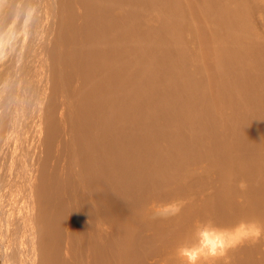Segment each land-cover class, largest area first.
<instances>
[{
	"label": "bare ground",
	"instance_id": "6f19581e",
	"mask_svg": "<svg viewBox=\"0 0 264 264\" xmlns=\"http://www.w3.org/2000/svg\"><path fill=\"white\" fill-rule=\"evenodd\" d=\"M46 1H45L46 8H45L44 0H39L37 5H35V3L32 0H30L33 9L21 15V19L24 18L21 23L23 29H21V26L14 28L12 27V23H11L6 25V27H4L2 30L3 32L8 30V34H6L8 40H10L12 35L19 33L18 35L22 36V46L20 47L21 48L20 55L13 62L14 65L12 64L13 69L17 70L19 68V70L17 71L18 76L16 75V71L12 70V72L15 71L14 74L15 76H17V78H15L17 79L16 81L18 82L17 88L16 87L12 88V84L8 85L11 86V88H8L7 84H10L8 83V81L12 80L13 78V77L11 78L10 76L9 77L7 76L3 80L2 87L0 88V110H2L1 108H6V110H8L9 106L10 108L11 106L13 108L14 106L17 105V112H14V116H13V113L11 111L9 113V117H7L9 118V120L6 123L4 122L6 121L5 120L6 118L4 119L0 114L1 115L0 125L1 127L3 126L2 129L6 130V133L7 131H9V134L7 133L8 137L1 136L2 139L5 141L4 144L7 146V148L10 147L9 144L10 139H12L14 135H16L15 139L17 138V140L14 141L15 147L13 146L14 152H16L13 153L17 155L15 156L13 153H12L13 155H11V152H8L10 153L9 154L10 157L11 158L14 157V159L16 160L14 161L15 164L14 163L12 164L13 161L10 162V160L12 159H10L9 157H7V160L9 158L10 160L8 162L10 163L6 162V164H4V161H0V167L2 169L0 175L3 172H5V170L8 171L11 170L10 171L12 172L11 180H15L14 181L15 186L13 187H15V191H16V192L11 191L12 187L10 185L13 182L8 186L5 184L6 182H3L2 178L0 177V183H1L0 197L9 196L7 194L8 193L7 191H9L10 189V194L13 193L14 195L13 196L11 194L12 201L15 198L13 202H16L14 207L11 206L10 208L9 206L8 208L3 202H1L0 199V212H1L0 237L4 241H7L13 236V238H15L17 242H21L18 248L16 247L15 248L18 251L22 252V254L26 257L27 256L30 257L32 255L33 257L32 259L37 261L39 259L37 258L38 256L37 248L42 246L40 245V243L42 244L46 243L48 241V238H52L51 237L52 235L50 236L48 231L51 230L49 226L50 223H53L54 220V218L52 217L53 212L51 211L52 209H54V207L51 205V201L48 200V193H47V189L51 186V184L48 181H46L45 184L44 182L43 184H40V181H43L41 180L42 170L40 169L39 172V170L37 169L38 163L41 161L42 158L41 156L40 160L38 161L39 159L38 157L41 155L40 150H41V142H42V131H43L42 128L44 126V119H45L43 115L44 99H42L43 95L39 94V91L41 89H38L35 86V88L32 90L30 85L27 84V82H31L30 79L33 80L35 79L38 70L41 72V70L43 69L42 72L44 71V67L46 65L45 66L43 65L45 63L43 62V60H47L46 48L48 46H46V42L49 43V41L45 40L46 38H43L42 34L46 30L48 31V36H49V34L51 35V32L55 28V26H53L54 19L52 17L53 0H46ZM82 1L87 12V8L90 0H82ZM92 1H93V12L95 11L96 16L99 17L95 23L96 31L93 28L95 22L94 17L92 19V32L94 34L95 41L91 42L88 37L85 45L86 56H84L85 57L84 61L86 60V64L82 62L83 72L85 74L84 83H87L88 85L87 91L89 92V94L90 93L94 94L95 100H97L96 98H98L102 102H107L105 99V95L107 92V90H105V85L108 83L107 77L110 75L111 69L117 68V70H119L117 75L118 74L121 75V80L118 79L119 77L117 75H116L117 76L116 80L118 79L119 83L121 81L122 84L120 83L119 85H117L119 89L115 88L114 90L116 92L117 89L118 90L125 89L123 91H125V94L127 93V95H130L132 100H128L127 99L128 97H126L127 100H125L123 96L125 97L126 95H123V93L122 95L120 94L121 98L125 100L123 101V103L125 102V106H127L126 108L128 109L123 108L124 104L122 103V99L119 98L120 97L119 96L117 98L121 99L120 102L121 105L123 104L122 105L123 109H119L118 106H113L109 104L106 106V104H102V109L105 110L104 114H106L107 119L105 120V118H102L104 120H99L98 122H94L91 123L90 125H85L82 127L84 133L87 136L90 137L92 136L97 139L96 143H98V135H97L98 132L100 133V137L104 134V139H105V141H103L102 143L99 142L98 144H92L91 146H88L86 143V139L83 138L79 144L78 150H80L82 155L86 157V159L88 160L87 161L88 165L90 167L92 166L91 167L92 170L90 172L92 173L93 171L99 150L101 151L102 155L105 151L114 153L113 162H111V160L109 159L106 160L109 157V152H108V157H104L103 165L107 166L104 172V174H106V177L110 176L111 173L110 169H114L116 171L115 169L116 166L121 162L120 160L122 158L125 157V159H127L126 156L128 155V153L130 155H129V159L127 160H129L130 162L133 160L137 161V165L135 167L137 172H138L137 166L140 167L138 161L141 160L142 158L157 157V153L161 152L166 156L168 155L167 160L168 157L170 156V161H171L173 158L175 157L180 158L183 154H185L186 155L185 159H188V161L189 159L191 160L189 162L185 161L184 163L182 161V157L180 158L181 160L178 158L179 161L177 160L174 163L176 165L173 166L170 170L168 169L171 177L174 176L179 169H183L184 168L183 166L186 165L190 166L188 165V163L192 164L202 161L205 162L209 160L211 163L209 164L211 165L209 168L211 167L214 168V164L216 165L215 170L219 172L213 171V174L210 173L211 175H208L206 169L205 170L203 169V171L199 170V172H197V170L195 169H192V171L189 172L187 171L188 173L185 172L186 174L183 175V177L186 176V178L183 179V185L186 188V189L184 188L186 193L185 195L186 199L184 198L185 200H182L181 204L187 201H191L192 203V199L195 198L194 195H196L197 198L193 202V204L185 207L183 206V209L179 213L178 220L177 217L174 216L175 219L171 223L166 224L165 221L162 223L163 225L168 226L167 230H165L166 233L162 229V226L152 227V230L155 233V234L153 233L154 237L157 235L158 238L156 239L157 242H162V244L160 245L161 246L160 249L164 248L162 252H164V250H169L171 247H175L177 249V246H180L185 243H191L194 240L193 231L195 226L203 222L214 223L215 225L221 228H232L242 220L257 221L258 223L263 225L264 224V138L263 141H258V139L259 140L262 139V136L261 138L259 136L258 139H256V137L254 136V133H257L258 129L259 130L263 129L262 125L261 128H258L254 122L260 123L261 122V120L259 119L260 115H262V118L264 117V54L254 55L255 69L252 73L249 72L248 70L253 69L251 54L255 52V50L258 47L256 42L257 43L259 42L260 45H264V32L261 33L260 31L256 30V28L253 27L257 23H255L256 21L255 19L254 20L252 19V10L249 8V2L247 0H185L182 6L180 7V9L177 7L179 11H175L174 9L175 0H167L168 3L164 2L163 0H92ZM180 1H181L180 3L183 2V0ZM152 2H154L153 6H152ZM251 3L254 4L252 5V7L253 8L255 7L253 11H256L257 7L259 6H262L264 8V0H251ZM176 4L179 5V3L177 2ZM183 7H186V9H183ZM114 11L116 12L114 13ZM186 13L187 15L188 14L191 15V20H193L192 23L195 22V24L197 25L196 26L197 32L195 31L196 32L195 44L197 47L195 48H199V50L194 49V51H197L199 53V54L196 53L197 55H201V57L198 56L199 64L197 63L198 64L197 66L195 65L196 63L195 64L191 63L190 65H186L187 66L186 68L182 67L174 75H173L174 71L172 72L169 71L168 67L166 66L165 67L166 73L161 76V78H163L164 80H162L163 82H161L160 84V86L163 87L164 91L165 89L168 88L165 92L166 94L164 96L162 95L163 97L162 99L155 100L156 105L153 108V111L151 109V112L147 113L148 110L147 111L145 110L146 103L144 104L145 106L142 105L143 104L142 102H146V101L140 102L139 97L140 95L142 97V92L140 91L139 93L138 89L134 88L135 86H137V83H135L136 84L135 85L134 82L136 80L138 81L140 76L142 77L143 74H146L148 82L146 83L145 88L147 89L150 88L151 86L154 87V84L152 82L154 77L153 73H155L154 66H158L159 68L161 66L166 65L165 64L166 61L164 59L166 58L167 60L168 58L166 48L162 47L164 45L166 46V44L163 43L164 45H162L159 42L161 41L160 36L161 34L164 35L163 32L166 33L165 31L169 32L170 35L166 33L167 36L169 37H167L165 34L164 36L166 38L164 37L163 38L165 39V41L168 38V40H171V42L173 43L174 42L173 39H175L174 33H176L178 35L177 39H180V43H182V45H179L178 43L179 40L176 42V39L174 44L175 46L177 44L179 45V47L180 46L183 47V45L186 42L183 40H186V37L183 36L185 33H183V31L179 29H181L182 22L184 21L185 17H187ZM182 14L185 16L182 17ZM46 15L49 17V19L47 18ZM260 16L264 21V14ZM139 21H141L142 24L144 25L142 27V24H140L141 25V27L139 26L140 28H143L148 33L154 35L153 40L151 41L148 40V38H151L150 37L151 35L148 34L144 36V39L146 37L144 42L141 37L143 31L142 30L140 32L135 31L136 29L135 24L139 23ZM155 21L158 22L156 24V28L153 27ZM175 21L178 23L180 28L177 27V23ZM207 22H209V24L210 22L211 23L213 22L216 25L209 27ZM192 23L190 27L192 26ZM29 24H31V26ZM173 24L175 26H173ZM195 24L192 26L193 28H195L194 27ZM217 24H219L220 26ZM261 24L264 25V22ZM145 27H147V29H145ZM157 34L158 35L160 34L158 39H157ZM259 34L261 35V37ZM34 36L38 37L40 52L35 51L36 47L35 49L33 48L36 43L38 44V41H36L35 43L34 40L32 39ZM4 44L5 46L7 45L6 43ZM151 44H153L154 47L155 46L158 47L160 49L158 50L161 51V54L158 55L156 52H154L153 49H151L152 48ZM167 45H169V41ZM187 45L185 44L184 46ZM169 47L168 48L170 50L173 49L171 45ZM260 48L261 47H259V49ZM10 49L11 47H9V50ZM56 50L58 51V49ZM44 51H45V55L43 54ZM191 51L192 54H194L193 49ZM92 52L101 55V57L103 54V58H101L102 63L92 64L93 62L92 63L90 62L91 65L88 63L89 60L92 61V59L89 57V55ZM70 55L71 52L68 53L69 58L68 57L64 58L67 63H68L67 59H69L70 60L69 62L71 63L72 58H70ZM178 59L182 60L180 56L178 57ZM172 60L175 59L172 58ZM195 61H197V59ZM95 64H97V66L103 64L104 67L109 66V68H107L106 71H104L103 69L104 72L101 73V71L100 72L95 71L98 70V67H96ZM170 64H174V63L172 62ZM42 65L44 67H41ZM93 70L95 72H99V79L98 77L97 80L96 79L93 80L90 78V73ZM127 72H128L127 78L132 81V85L131 84L126 85V83L124 82L126 80L124 73ZM40 74L43 76L42 73ZM37 78L40 79L41 76L40 78L39 77ZM129 80L128 82L130 83L131 81ZM42 82L41 85L38 84L39 87L42 86ZM248 83L252 84L253 86L252 87L249 86ZM14 84L17 83L15 82ZM24 84H27V86L25 87ZM177 85L178 87L181 86L182 88L178 89ZM139 86L140 84L136 88H139V90L141 89L143 90V88ZM45 89L44 91H46ZM131 89L132 90L134 89V92H132ZM127 90H130V92ZM26 92L27 94L29 93L30 94L29 97L24 98ZM115 92L114 95H116ZM135 92L139 93L138 97H137L138 94ZM40 93H42V91H40ZM34 94L37 97H35ZM135 95L137 98L135 97ZM143 95L146 96L145 94ZM175 95L181 98L190 99L189 103L185 104L181 109L175 107L174 109L175 112L179 113L178 115H176V118L174 116L166 115L165 112L163 113V111H165L163 107L166 103L168 104V102H170L173 104L178 102V99L175 97ZM33 97H34V101H33ZM112 103L115 104L116 102L114 103L112 101ZM88 105H89V101H88ZM138 105L139 107H141V109H143L144 107V110L146 112L144 110L143 112H145V115L150 114L148 115L149 117L147 118L149 119L150 122V126L148 125L149 127L139 128L138 125L135 126L137 123L133 124L131 122H128L129 120L131 119L134 120L135 118L136 120H138L139 117L137 118L136 116H132L133 114H135V111L138 112V110L139 111L141 110L140 108L137 110ZM1 112L4 113L5 111H0V113ZM28 113H30L29 116H27ZM136 115L139 116L140 114H136ZM161 116L170 117L172 123L174 124V128L172 129V132L168 128L166 129L165 123L162 126L164 133L169 132L170 134L169 137H166L167 140L170 141V145H168L169 142L167 141L168 146L163 145L164 140L162 141V139L159 136L160 134L159 118ZM257 116L260 122L258 121H253V123L249 122L251 120H254ZM115 119H117V121ZM33 120H34L33 124L30 125L29 123ZM139 120H142V115H141V119ZM142 121H138V124H140ZM105 122L107 125H105ZM96 123H100V124H96ZM246 124H248L249 127L252 128V131H250V129L248 130L249 127ZM224 127L226 131H224ZM246 129L251 133L247 132ZM223 132H225L224 135ZM258 132L260 133V131ZM30 133L33 135H30ZM70 133H71L70 134L71 138L68 134L69 138L68 140L66 138V140L69 141V139H71L72 141L75 142V134L72 132V130H70ZM261 133L263 134V132ZM251 135H252L251 139L254 136V142L258 141V144L261 142V146L259 147L260 149L254 148V147L257 148L259 146L258 144L255 143L256 146L254 147L253 144H251L252 143L251 141L253 140L250 139ZM26 142L31 144L32 146L31 149L29 148V144L25 146ZM207 143H208V147L206 146ZM145 144H147V146H144ZM242 144L243 146L244 145L245 146L242 147L241 149ZM75 146H77V144ZM158 146H160V148H158ZM68 147L70 148L71 144L70 146L68 145ZM76 148L74 151L72 150L73 152L68 149L70 152H72V154L69 155V157L72 159H75L79 153L78 151H77L78 153H76ZM1 149H0V157L1 154L3 155L4 153V150L2 153ZM71 149H74V144L71 147ZM131 150H133L132 153H130ZM155 150L158 151L156 154L153 155V152ZM5 153L4 154L8 156L7 151ZM194 153H197L198 157L195 156ZM74 154L76 155L75 158H74L75 156ZM188 155H190V157H187ZM2 159L5 158H0V160ZM58 159H61L59 155H58ZM109 161H110V166H109ZM5 165H8V168L5 167ZM59 165L60 164H58V166ZM141 165H143V162L141 163ZM149 165L150 163H147V167L146 166L143 167V169L144 168L146 169L144 170V172H141L142 176H144L143 174L145 173V175H149L152 177L154 175V172L159 170V164L158 165L152 164L150 167H148ZM60 167L61 168L56 166V168H59L61 170L64 168L63 165H60ZM56 168L53 171V175L55 176V179L58 178L56 176H59L58 175L59 169ZM166 168H168L167 165L162 170H165ZM140 169H142V167H140ZM140 169L139 171H141ZM117 172H118V168H117ZM122 172L129 173L130 168L126 167L124 171L122 170L120 171V174ZM202 173L203 174L206 173V176L208 175L209 178L206 177L205 174L203 175ZM62 174L64 173L62 172ZM198 174H200V176L202 175L205 176L204 178L206 179L211 178L212 180L209 182L208 181L203 182L201 179L196 177L198 176ZM80 175H82L81 171L78 170L75 171V174H73V179H75L76 176L80 178ZM194 175L196 178H198L197 179L198 182H196L198 184V188L195 189L197 187L196 186L194 188L195 190H193V186L191 188H188L191 179L195 178ZM7 176L10 177V175ZM82 177L83 175L81 176V179ZM79 178L76 180L79 181L80 180ZM164 178L165 177L163 176L161 179L163 182H166L164 181ZM37 181L40 185L37 184ZM81 182L82 181H80L79 183ZM185 182H187L186 185ZM75 183L76 182H74V184ZM82 183H84V181ZM84 188L82 189L84 190ZM97 189H98V185H97ZM97 189L96 186L95 187L91 186L90 189L87 187V191L84 190L85 195L87 196V199L89 200L92 206L97 204V201L94 199V195ZM44 191H46L47 196L41 198V195H45ZM113 191H110V189L106 190L102 193V195H109V193L110 192L112 193ZM33 192H34V199L31 198ZM81 194H83V192H81ZM74 198L77 199L76 196ZM30 199L33 201L32 204H31L32 201H30ZM5 203H7V201ZM261 204L263 206H261ZM230 205H232L233 211H228L229 210L228 206ZM36 207H38L40 210L39 215H41V209L46 212L47 218H45L46 221L44 224L42 223L44 217L42 218L39 215H35V214L33 216L32 210H34ZM184 208L187 209L186 212L184 211ZM145 210H143V212L140 213L139 212L130 213L129 215H131L130 216L131 220L137 223L139 220H142L143 217L145 218L146 217ZM200 211H202L201 216H200L201 213H197ZM76 212L79 213L78 210H75L74 213ZM188 212L192 213L191 218L189 217L186 218L185 215L188 214ZM75 220H77V218H75ZM173 223H178V224L171 226V224ZM95 224H96V228L94 227V232H92L91 234L89 232L90 241L93 243L101 240L102 234H106L108 236L107 231L110 230V226L105 227L106 225L101 220L99 221L97 220ZM54 228L52 232L54 231ZM64 228L63 231L65 232L69 230L68 229L66 231L64 230ZM21 231H26L25 232L26 234L22 233ZM85 231L87 232V230ZM18 232H20L19 234L20 236L18 235ZM75 233L78 232L76 231ZM38 234L39 236H37ZM127 234H130V232H128ZM167 234L170 236V238ZM22 237L23 238L27 237V239L23 240L21 239ZM71 237L72 234L68 235L66 240L72 241L73 238L71 239ZM76 237L77 236H75V238ZM37 238H39V244H37L38 242ZM167 238H168V242H167ZM84 239L81 246L82 248H84L86 244L91 243V242H87L85 244ZM153 239L151 240V243H156L155 239L154 240ZM74 242L77 241L75 240ZM68 245L69 244H67V246ZM122 247L124 248V246ZM79 249L80 248H78V250ZM45 250L46 251H44V254L45 252L48 251L47 249ZM170 253L167 254L163 253L162 256H160L159 262H161V264H178V263L186 264L185 259L183 257L180 258L179 254L178 257H176L177 254L175 255L172 253L174 256L173 258L174 261H171ZM44 254L42 252L40 253L41 256H44ZM47 254L49 253L45 254L42 264H48V262L51 261L52 258H49ZM125 255L126 252H124V249H121L120 255L118 256V258L116 257V262L120 263L119 261L121 262L126 261L127 257ZM65 256H67V251L65 253ZM83 256L84 255L82 253L80 257L77 258V263L79 261L78 264H83ZM242 256H244V259H242L243 258ZM147 257L149 256L148 255L146 256V260ZM25 260L22 262V264H26ZM33 260L29 264H34ZM148 261H150L149 258ZM139 262H141V260H139ZM125 264H131V263H125ZM200 264H264V234L260 235L258 238H254L251 241L243 243L234 249H231L218 260L215 261L202 260Z\"/></svg>",
	"mask_w": 264,
	"mask_h": 264
},
{
	"label": "rangeland",
	"instance_id": "374dc122",
	"mask_svg": "<svg viewBox=\"0 0 264 264\" xmlns=\"http://www.w3.org/2000/svg\"><path fill=\"white\" fill-rule=\"evenodd\" d=\"M32 1L35 3V5H37V3L39 2V0L38 1L32 0ZM45 1L46 0H44V4H45V8H46ZM163 1L168 3L167 0H163ZM175 1L177 3H179V5L176 4ZM175 1H174V7H175L174 9H175V11H179L180 7L182 6V4L184 3L185 0H183L182 3H180L181 2L180 0H175ZM247 1L249 2V8L252 10V19L253 20L255 19L256 20L255 23H257L253 27L256 28V30L263 33L264 32V25H262L261 23H263L264 21L260 15L264 14V8L262 6H259V7H257L256 11H253L255 7L253 8L252 5H254V4L251 3V0H247ZM52 2H53L52 17L54 19V25L53 26H55V28L53 30L54 32L52 31L51 35L49 34V36H48V31L45 30L42 34L43 38H46L45 40L49 41V43L46 42V46H48L46 48V50H47L46 59L47 60H43V62H45L43 65L44 66L46 65V66L45 67L43 65L41 66V67H44L43 72H42L43 69L41 70V72L38 70V73L36 74L37 76H35V79H34L35 81L33 79H30L31 82H27V84L30 85L32 90L35 88V86L38 89H41L40 91H42V93H40V91H39V94L43 95L42 99H44L43 115H44L45 119H44V126L42 128L43 131H42V142H41V150H40L41 155L38 157L39 158L38 161L40 160L41 156H42V158H41V161L38 163L37 169L39 170V172H40V169L42 170L41 180H43V181H40V184H43V182L45 184L46 181H48L51 184V186L49 184V186L51 188L49 187L47 189V193H48V200L51 201V205L54 207V209L51 210L53 212L52 217L54 218V220H53V223H50V226H49V228L51 230L48 231L50 236L52 235L51 236L52 238H48V241L46 243H43V244L40 243V245H42V246L37 248V251H38L37 258H39L41 260L38 259V261H37V260L32 259L33 258L32 255L30 257H28V256L26 257L22 254V252H20L16 249L21 244V242H17L15 240V238H13V236L7 241H4L0 237V264H15V263L16 264H22V262L25 259L28 261L27 262L25 260L26 264L31 263L32 260H33L34 264H42L43 258H44L46 253H49V254H47V256H49V258H52L51 259V261L53 260L52 264H58V263L59 264H78L79 261L77 263V258L80 257V255L82 253L84 255L83 256V264H125V263L161 264V262H159L160 256H162L163 253L167 254L170 252H171L170 253V259H171V261H174L173 260V258H174L173 254H175V255L177 254L176 257H178L177 249L179 246H177V249L175 247H171L169 250H164V252H162V250L164 249V248L160 249V247H161L160 245L162 244V242H157L156 239H158V238H157V235L154 237L155 233L152 230V227L162 226V229L164 231L167 230L168 226H165L162 223L164 221L166 224L171 223L175 219V217H177V220H178L179 213L183 209V206L184 207L189 206V205L193 204V202L196 200L197 196L194 195L195 198L192 199V203H191V201H187V202H183L181 204L182 200L186 199L185 198L186 193L184 190L185 186L183 185V179H185L186 176L183 177V175H185L189 171H192V169L197 170V172H199V170L203 171V169L204 170L206 169L208 172V175H211L210 173L213 174V171H215V172H219V171L215 170L216 169L215 164H214V168L213 167L209 168L211 166L209 164H211V163L209 160H207L208 162L202 161V162H197V163H192V164L188 163V165H190V166H187L186 165L187 163H186L185 164L186 166H183L184 167L183 169H179L177 171V173L171 177V175L169 174V170L173 166L176 165V164H174L175 161H177V160L179 161V159L181 157H182V161L184 163H185V161L189 162L191 159H189V161H188V159H185L186 155L183 154L180 158L175 157L170 161V156L168 157V160H167L168 155L166 156L161 152L157 153L158 150H155L153 152V155L157 153V157L158 156L159 157L158 158L157 157L142 158L141 159L142 161L139 160L141 162L138 161V163L140 164V167H142V169H140V167L137 166L138 172L135 169V167L137 165V161L133 160L130 162L129 160H127V159H129L130 154L128 152H126V153H128V155L126 156L127 159H125V157H124L120 160L121 162L118 161L121 164L120 163L118 165L116 164L117 165L115 168L116 171L114 169H110V172H111L110 176L106 177V174H104V172H105V169L107 166L103 165L104 164L103 160H104V157H108L109 151H105L103 153V155H104L103 156L101 154V151L99 150L96 162L94 164L93 171H92V173L90 172L92 170V168H91L92 166L90 167L88 165V163H87L88 160L86 159L85 156L82 155L80 150H78L79 144L83 138L86 139V143L88 146H91L92 144H98L99 142L102 143L103 141H105V139H104V134L100 137V133L98 132V134H97L98 135V143H96L97 139L92 137V136L91 137L87 136L84 133L82 127L85 125H90L91 123H94V122H98L99 120H104L102 118H105V120L107 119L106 114H104L105 110L102 109V104H106V106L108 104L113 105V106H118L119 109H123V108L128 109V108H126L127 106H125V102L123 103V101H125L127 99L128 100H132V99H131L130 95H127V93L125 94V91H123L125 89L118 90L119 88L117 87V85H119L121 83V81L119 83V80H121V75H119V74L117 75V73L119 72V70H117V68L111 69L110 75L107 77V79H108L107 80L108 83L106 84L107 87L105 85V90H107V92H108V93L106 92V95H105V99L107 102H102L98 98H96L97 100H95L94 94L93 93L89 94V92L87 91L88 85H87V83H84L85 82V80H84L85 74L83 72V63L86 64V60L84 61V58H85L84 56H86V54H85V52H86L85 47L86 46L85 45H86L88 37H89L91 42L95 41V37H94V34L92 32V19L94 17L95 22H94L93 28L96 31L95 23L99 17V16H96L95 11L93 12V1L90 0V2L88 4L87 12H86V9L84 7L82 0H53ZM153 5H154V2H152V6ZM177 7L179 9H177ZM32 9L33 8H32L30 0H0V53H1V55H0V64H1L0 65V81H1L0 82V88L2 87L3 80L7 76L8 77L10 76L11 78L13 77L12 78L13 82H12V80L8 81V83H10V84H7V86L12 84V88H15V87L17 88L18 82L16 81L17 79H15V78H17V76H18L17 71L19 70V68L17 70L13 69L12 64L14 65L13 62L20 55V53H21L20 47L22 46V36H19L18 35L19 33L12 35L10 40H8V38L6 36V34H8V30H6L5 32H3L2 30L4 27H6V25L11 24V23H12V27L17 28V27L21 26V29H23V26L21 25V23H22L24 18L21 19V15L23 13L29 12ZM78 9H79V11H78ZM183 9H186V7H183ZM171 10H172V8H171ZM171 10H170V12H171ZM115 12L116 11H114V13ZM61 16H63V17H61ZM184 16L185 15L182 14V17H184ZM186 16L187 17H185L184 21L182 22L181 29H179V30L183 31V33L186 34V35L185 34L183 35L186 37V40H183V41H186L187 43L185 42V44L186 45L188 44L189 46L188 45H187L188 47L184 46L185 45L184 44L183 47L180 46L181 47L180 48L179 45H182V43H180V39H177L178 35L176 33H174V38L176 39V42L179 40V42H178L179 45L176 44V46H175V44H174L175 39H173L174 40L173 43L171 42V40H168V38L165 41L164 38H166V37L164 35L166 33L169 34V32L164 30L166 33L163 32L164 35L161 34V36H160V39L162 42L159 40L158 41L162 45L166 44L167 47L165 45L162 47L166 48L168 58H167V60H166V58L164 59L166 61V63H165L166 65L161 66L159 68H158V66H154L155 73H153L154 77H153L152 82H153L155 88L153 86H151L150 88H147L150 91H148L145 88L146 83L148 82L146 74H143L142 77L140 76L138 81L136 80L134 82V84L137 83V86H135L134 88L138 89L139 93H140V91L142 92L143 98L140 95V97H139L140 102L146 101V102H142L143 103L142 105L143 106L146 105L145 110L146 111L148 110L147 113H150L151 109L153 111V108L156 105L155 100L162 99L163 98L162 95L164 96L166 94L165 92L168 88L165 89V91H164L163 87L160 86L161 82H163L162 80H164L163 78H161V76L166 73V69H165L166 66L168 67L169 71H171V72L174 71L173 72V75H174L182 67L186 68L187 67L186 65H190L191 63H193V64L196 63L195 65L197 66L199 64L198 63L199 57H201V55H197L199 53L197 51H194V49L199 50V48H195V47H197L195 44V38H196V32H197L196 26L197 25L195 24V22L192 23L193 20H191L190 14L187 15V13H186ZM47 18L49 19L48 16H47ZM189 21H191V22H189ZM88 23H89V25H88ZM157 23L158 22L155 21L153 24V27L156 28ZM191 23H192V26L195 24V26H194L195 28H193L192 26L190 27ZM207 23H208L209 27L216 25L213 22L212 23L210 22V24H209V22H207ZM140 24H142L141 21H139V23L135 24V28H136L135 31H139V32L141 30L143 31V34H141V37H142L143 41L145 42L146 37L144 39V36H146L150 33H148L143 28H140L141 27ZM29 25L31 26V24H29ZM217 25H219V24H217ZM143 26L144 25L142 24V27ZM173 26H175V25L173 24ZM177 27H179L178 23H177ZM145 29H147V27H145ZM150 35H151L150 37L152 39L148 38V37L147 38H148V40L151 41V40H153L154 35L153 34H150ZM159 35L157 34V39L159 38ZM166 36H167V34H166ZM38 37H39V35H38ZM38 37L34 36L32 38L35 43H36V41H38V44L36 43L33 48L35 49V47H36L37 50L35 49V51L40 52L39 51L40 46H39ZM167 37H169V36H167ZM260 37H261V35H260ZM202 39H203V37H202ZM7 41H9V42H7ZM168 41H169V45H167ZM4 43H6L7 45L5 46ZM49 44H50V47H49ZM59 44H60V46H59ZM256 44L258 45V47L255 50V52H253L251 54V61L253 64V69L248 70L251 73L255 69L254 55H263L264 54V45H260L259 42L258 43L256 42ZM170 45L173 48L171 50L169 49ZM9 47H11L10 50H9ZM151 47H152L151 49H153V51L156 52L158 55L161 54V51H159L160 49L158 47H156V46L154 47L153 44H151ZM259 47H261V48L259 49ZM55 48L58 49V51ZM34 49H32V50H34ZM190 49L191 50L193 49L194 54H192V51ZM8 50H9V52H8ZM50 50H52V51H50ZM53 50H54L55 54L53 53ZM69 52H71V55H70V58H72L71 63L69 62L70 61L69 59H67L68 63L64 59V58L68 57ZM180 52L183 54H181ZM92 53H93V55H92ZM92 53L89 55V57L92 59V61L89 60L88 63L89 64H90V62L91 63L93 62L92 64L102 63L101 58H103V54L101 57V55H99L95 52H92ZM43 54L45 55V51L43 52ZM171 54H172V56H171ZM184 54H186V55H184ZM95 55H96V58H95ZM178 55L180 56V58L182 60L178 59V57H179ZM171 57L175 60H172ZM169 58H170V60H169ZM196 59H197V61H195ZM17 62H18V60H17ZM172 62L174 64H170ZM89 64H87V65H89ZM95 65H96V67H98V70H95V71H99V72L101 71V73L106 71L107 68H109V66L104 67L103 64H101L100 66L99 65L97 66V64H95ZM103 69H104V71H103ZM12 70L16 71L17 76H15V74H14L15 71L12 72ZM162 70H163V72H162ZM95 71L93 70L90 73V78L93 80H95V79L97 80V77L99 79V72H95ZM7 72H8V74H7ZM44 72H45V75H44ZM40 73H42L43 76ZM160 73H162V74H160ZM39 74H40L41 78H40ZM127 74H128V72L124 73L126 80L124 79L125 81L124 80L123 81L126 83V85L127 84L132 85V81L127 78ZM116 75L119 77L118 78L119 80L118 79L116 80V78H117ZM37 77H39L40 79H38ZM261 78H262V76H261ZM14 80L17 84H14L15 83ZM128 80L131 82L129 83ZM262 80H263V78H262ZM39 81H40V83H39ZM42 81H44V82H42ZM41 82H42V86L39 87L38 84L41 85ZM45 82H46V84H45ZM27 84H24L25 87L27 86ZM139 84H140L139 87L143 88V90L142 89L139 90V88H136V87H138ZM13 85H14V87H13ZM248 85L251 87L253 86L250 83H248ZM82 86H84V87H82ZM8 88H11V86H8ZM45 88H47L48 91ZM115 88H118L116 90V92L114 90ZM177 88L180 89L182 87L181 86L178 87V85H177ZM44 89L46 91H44ZM144 89H145V91H144ZM127 91L130 92V90H127ZM131 91L134 92V89L133 90L131 89ZM135 91H137V90H135ZM114 92L117 96L114 95ZM122 93H123V95H126L125 97L123 96V98H125V100L121 98ZM135 93H137V92H135ZM139 93H137L138 94L137 97L139 96ZM29 94H27V92H26L24 98L29 97ZM143 94H145L146 96H144ZM157 94H158V96H157ZM26 95H28V96H26ZM34 96L37 97L35 94H34ZM107 96L109 98L110 97L111 98L109 99ZM117 97L122 99V103L124 104L123 108H122L123 104L121 105V102H120L121 99H118ZM126 97H128V98L126 99ZM135 97H136V95H135ZM175 97L178 99V102L173 103V104L170 102H168V104L166 103L163 107L165 111H163V110L162 111H163V113L165 112L166 115L174 116L176 118V115H178L179 113L175 112V110H174L175 107H178L181 109L185 104L189 103L190 99L189 98H181V97H178L177 95H175ZM2 99H3V96H2ZM33 101H34V97H33ZM88 101H89V105H88ZM112 101L114 103L116 102L117 104L116 103L113 104ZM137 107H138L137 110L139 108L141 109V107H139V105ZM134 108H136V107H134ZM1 109L2 110H0V111H5V112L7 111L6 113L5 112L0 113L4 119L6 118L5 119L6 121H4L6 123L9 120V118H7V117H9V113L12 111L13 116H14V112H17V105L14 106L13 108H12V106H11V108L9 106L8 107V110L10 109L9 111L6 110V108H1ZM143 110H144V107L140 111L138 110V112L135 111V114L132 115V116H136L137 118L139 117L138 120H136V118H135L134 120L131 119L128 122H131L133 124L137 123L135 126L138 125L139 128L149 127L150 122H149V119H147V118L149 117L148 115H150V114L145 115L146 111L144 110L145 112H143ZM30 113H28L27 116H29ZM133 113H134V111H133ZM136 114H140V115L138 116ZM1 115H0V119H1ZM141 115H142L143 121L139 120V119H141ZM258 116L254 120H251L249 122H252V123H253V121L260 122V120H261L260 123H257V122H254V123L256 124V126L258 128H261V125H262L263 129L257 130L258 135H257V133H254V132L253 133H254V136L256 137V139H258L259 136H260V138L262 136V139L261 140L258 139V141H263V138H264L263 137L264 136V126H263L264 117L262 118V115H260V117H259L260 120H259ZM92 120H93V122H92ZM94 120H96V121H94ZM115 120L117 121V119H115ZM138 121H142L143 123L141 122L140 124H143V125L138 124ZM145 121H146V123H145ZM33 122H34V120L31 121L29 124L32 125ZM27 123H28V121H27ZM164 123H165L166 129L168 128L169 130H171V132H172V129L174 128V124L172 123L170 117L161 116L159 118V128H160L159 136L162 139V141L164 140L163 145H167L168 142H169L168 145H170V141H168L166 138V137H169L170 134H169V132L164 133V131L162 129V126ZM96 124H100V123H96ZM105 125H107L106 122H105ZM246 125L249 127L248 124H246ZM2 127L0 125V149L3 148V149H1V152L3 153V150H4V153L7 151V153L11 152V155H13L14 153H16V152H14V148H13V146L15 147L14 141L17 140V138L15 139L16 135L12 134L14 136L12 137V139H10V142H11V143L9 142L10 147L8 146L9 148H7V146L4 144L5 141L2 139L1 136H7V133L9 134V131H7V133H6V130H3ZM245 128H247V127H245ZM249 129H250V131H252V128L249 127L248 130ZM70 130H72V132L75 134V142L72 141L71 139H69V141H67L69 138L68 134H69V136L71 134ZM224 131H226L225 127H224ZM246 131H247V129H246ZM250 131H247V132L251 133ZM258 131H260V133ZM4 132L6 133V135ZM261 132H263V134ZM224 133L225 132H223V135H224ZM30 135H33V134L30 133ZM254 136L252 138L253 140L251 139L252 135L250 136V139L252 140L251 144H253V147L256 146V144H258V141L254 142ZM66 138H67V140H66ZM70 138H71V136H70ZM72 143L74 144V149H71V147L73 146ZM75 143L77 144V146H75L76 145ZM28 144H29V148L31 149L32 146L30 143L26 142L25 146ZM70 144H71V147L69 148L68 145L70 146ZM258 145H257L258 146L257 148L256 147H254V148L258 149L261 146V142ZM144 146H147V144H145ZM206 146L208 147V143ZM244 146L242 144L241 149ZM75 148H76V153L79 152L81 155L78 153L79 156L77 155V157H76V155L74 154L75 155L74 158L75 157L76 158L72 159L69 157V155L72 154V152L75 150ZM158 148H160V146H158ZM7 149H9V150H7ZM25 149H26V147H25ZM68 149L70 151H72V150L73 151L70 152ZM132 151L133 150H131L130 153H132ZM4 153H3V155L1 154V157H0V158H5V159L0 160V161H4V164H6V162H8L10 159H12V160H10V162L13 161L12 164L14 163V161H16L14 159V157H12V158L10 157V155H9L10 153H8V156L5 155L6 153L5 154ZM27 153H28V151H27ZM126 153H125V155H126ZM194 154H195V156L198 157L197 153H194ZM14 155L16 156L17 154H14ZM58 155H59V157H61V159H58ZM7 157H9L10 159L8 158V160H7ZM187 157H190V155H188ZM63 158L65 159V161ZM113 158H114V153L109 152V157L106 160L109 159V160H111V162H113ZM10 162H8V163H10ZM61 162H63V163H61ZM142 162H143V165H141ZM40 163H41V165H40ZM147 163H150V165L148 167H150L152 164H156V165L159 164V170L154 172V175L152 177L149 175H145V173L143 174L144 176H142V174H141V172H144V170L146 169V168L143 169V167H145V166L147 167ZM58 164L63 165L65 169L64 168L62 170L59 169L61 167H60V165L58 166ZM166 165L168 168H166L165 170H162ZM56 166L59 168H56ZM109 166H110V161H109ZM5 167L8 168V165H5ZM126 167L130 168V172L129 173L128 172H125V173L122 172L120 174V171L121 170L124 171ZM55 168L59 169V172H60V173L58 172L59 176H56V177H58L56 179H55V176L53 175V171ZM74 168H75V170H74ZM117 168H118V172H117ZM139 169L141 171H139ZM1 170L2 169L0 167V172H1ZM77 170L81 171V173L83 175L82 179H81L82 175H80V178L76 176L75 179H73V174H75V171H77ZM10 171L5 170V172H3L0 175V177L2 178L3 182H6L5 184L8 186L13 182L10 185L12 187L11 191L16 192L15 187H13V186H15L14 185L15 180H11L12 179V172H10ZM133 171H134V173H133ZM8 172H10V173H8ZM62 172L64 174H62ZM206 173H204L205 176H206ZM111 174H112V176H111ZM134 174L135 175L137 174V175L135 176ZM7 175H10V177ZM162 175L165 177L164 181H166V182L162 181V179H161L163 177ZM168 175H169V177H168ZM203 175L200 176V174H198V176H196V177L201 179L203 182L204 181L209 182L212 180L211 178L210 179L204 178L205 176H203ZM208 175L206 177H208ZM140 176L142 177V179ZM44 177H45V179H44ZM110 177H111V179H110ZM194 177H195V175H194ZM196 177L191 179V181L189 182L188 188H191L192 186H193V190L198 188V184L196 183V182H198V180H197L198 178H196ZM78 178L80 179L79 181L76 180ZM4 179H5V181H4ZM80 181H82V182L84 181V183L81 182L82 183L81 184V183H79ZM98 181H99V183H98ZM112 181L114 182V184ZM74 182H76V183L74 184ZM165 183H167V184H165ZM195 183H196V185H195ZM199 183H202V182H199ZM37 184H39L38 181H37ZM186 184H187V182H185V185ZM97 185H98V189H97ZM0 186H1V183H0ZM84 186H85V188H84ZM91 186H93V187L96 186V189H97L95 192V195H94V199L97 201V204H95L93 206L90 204V202L87 199V196L85 195V192H84V190L87 191V187L90 189ZM77 188H79V189H77ZM82 188H84V190ZM188 188H187V190H188ZM109 189H110V191L115 190V191H113L114 193L110 192L109 195H102V193L104 191L109 190ZM7 192H8L7 194L9 196L0 197L1 202H3L8 208H9V206H10V208H11V206L14 207L16 202H13L15 199L14 197H13L14 199L12 201L13 193H11L12 195L10 194V189ZM44 192H45V195H41V198L42 197L44 198L47 196L46 191H44ZM81 192H83L84 195L81 194ZM89 192H90V190H89ZM187 194H188V192H187ZM75 196L78 199V201H77V199L74 198ZM6 197L7 198L10 197V198H8L9 200ZM5 198H6V200H5ZM31 198L34 199V192L32 193ZM4 201L5 202L7 201V203H5ZM30 201H32V200L30 199ZM32 203H33V201L31 202V204ZM7 204H9V205H7ZM77 206H78V208H77ZM261 206H263V205L261 204ZM145 208H146V210H145ZM228 208H229L228 211H233L232 205L228 206ZM35 209L32 210L33 216H34V214L35 215L40 214L39 208L36 207ZM141 209L145 210L146 217L145 218L143 217L142 220L138 219L139 221L136 223L133 220H131V218H130L131 215H129V214L132 212L133 213L143 212V210H141ZM75 210H78L79 213H77V212L74 213ZM161 211H162V213H161ZM184 211L186 212L187 209L184 208ZM197 213H201L200 216L202 215V211L197 212ZM54 215H55V217H54ZM143 215H144V213H143ZM11 216H12V214H11ZM39 216L42 218L44 217L43 222H42L44 224L46 221L45 218H47L46 212L41 209V215H39ZM185 216H186V218L187 217L191 218L192 213L188 212V214H186ZM198 216H199V214H198ZM0 217H1V212H0ZM75 218H77V220H75ZM87 218H89V219H87ZM97 220L98 221L101 220L106 225L105 227L110 226V230L107 231L108 236L106 234H102V239L99 240L98 242L93 243L90 241V234L92 232H94V227L96 228L95 223ZM56 221L58 222V225H57ZM67 224H68L69 228H68ZM73 224H75V225H73ZM177 224L178 223H173V224H171V226L177 225ZM38 225H39V222H38ZM89 225L91 228L89 227ZM60 227H61V229H60ZM62 227L66 228V229L64 228V230L67 231L69 229L70 231L68 230L67 232H65V231H63ZM53 228H54V231L52 232ZM81 229H82V231H81ZM90 229H92L93 231ZM85 230H87V232ZM59 231H60V233H59ZM73 231H75V232L77 231L78 233H75ZM21 232L25 233L26 231H21ZM37 232H38V230H37ZM89 232H90V234H89ZM128 232H130V234H127ZM165 233H166V231H165ZM19 234H20V232H18V235ZM71 234H72L71 239L73 238L72 241L66 240L67 236L71 235ZM78 234H79V236H78ZM37 236H39V234ZM75 236H77L76 237L77 239L75 238ZM59 237L62 240H60ZM128 237H130V238H128ZM153 237H154L156 243H151V240L153 239ZM165 238H166V236H165ZM169 238H170V236H169ZM21 239L25 240V239H27V237L26 238L22 237ZM37 239H38L37 244H39V238H37ZM83 239L85 240V244L87 242H91L90 244L89 243L86 244L84 248L81 247L82 243H83ZM73 240L74 241L76 240L77 242H74ZM52 242H53V245H52ZM167 242H168V238H167ZM67 244H69V245L67 246ZM54 246H55V248H54ZM122 246H124V248ZM72 248L75 249L76 251L73 250ZM78 248H80V249L78 250ZM45 249H47L48 251L45 252V254H44V251H46ZM121 249H124V252H126L125 256L127 257V259H126V261H122V262L119 261L120 263H118V262H116V257L118 258V256L120 255ZM158 249H160L161 251ZM66 251H67V256H65ZM173 251H175V252H173ZM41 252L44 254V256H41L42 254L40 255ZM59 254H60V256H59ZM14 255L16 256L17 259L15 258ZM17 255H19V256H17ZM136 255H137V257H136ZM145 255L149 256V257H147V260H146ZM144 256H145V258H144ZM165 256H167V255H165ZM18 257L21 259H19ZM114 257H115V259H114ZM179 257L182 258L180 255H179ZM242 257L241 258L244 259V256H242ZM148 258L150 259V261H148ZM19 260H21V261H19ZM139 260H141V262H139ZM51 261L48 262V264L49 263L51 264Z\"/></svg>",
	"mask_w": 264,
	"mask_h": 264
},
{
	"label": "clouds",
	"instance_id": "9594fccd",
	"mask_svg": "<svg viewBox=\"0 0 264 264\" xmlns=\"http://www.w3.org/2000/svg\"><path fill=\"white\" fill-rule=\"evenodd\" d=\"M264 234V225L257 221L242 220L232 228H221L214 223L203 222L195 226L194 240L178 247V254L186 264L220 259L231 249Z\"/></svg>",
	"mask_w": 264,
	"mask_h": 264
}]
</instances>
